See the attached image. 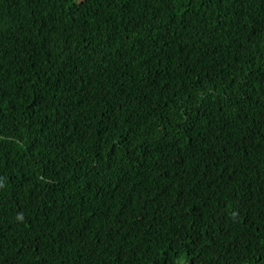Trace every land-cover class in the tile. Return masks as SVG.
<instances>
[{
	"label": "trees",
	"instance_id": "16d2710c",
	"mask_svg": "<svg viewBox=\"0 0 264 264\" xmlns=\"http://www.w3.org/2000/svg\"><path fill=\"white\" fill-rule=\"evenodd\" d=\"M0 264H264V0H0Z\"/></svg>",
	"mask_w": 264,
	"mask_h": 264
}]
</instances>
